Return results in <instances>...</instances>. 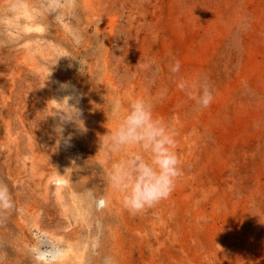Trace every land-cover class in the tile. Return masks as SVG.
<instances>
[{
	"label": "rangeland",
	"instance_id": "374dc122",
	"mask_svg": "<svg viewBox=\"0 0 264 264\" xmlns=\"http://www.w3.org/2000/svg\"><path fill=\"white\" fill-rule=\"evenodd\" d=\"M42 3L0 0V181L15 201L0 264H264V0ZM181 77L209 82V107ZM138 96L176 130L182 175L131 214L98 150L110 102ZM65 97L84 130L65 125L57 146Z\"/></svg>",
	"mask_w": 264,
	"mask_h": 264
},
{
	"label": "clouds",
	"instance_id": "9594fccd",
	"mask_svg": "<svg viewBox=\"0 0 264 264\" xmlns=\"http://www.w3.org/2000/svg\"><path fill=\"white\" fill-rule=\"evenodd\" d=\"M13 9L18 3L11 5ZM42 7L52 15H57L68 7L75 8V0H43ZM169 71L178 75L180 61L175 60ZM177 87L194 100L197 110L206 109L214 100L213 88L203 77L179 78ZM65 97L57 101L66 107L58 110L53 117H59L54 126L57 146L68 145L70 133L63 135L64 126L72 123L80 130L81 112ZM55 100V99H54ZM115 120V126L100 139L98 151L110 162L107 183L112 191L119 194L121 204L131 214L151 208L168 198L176 182L182 175V161L176 151V130L162 117L155 114L153 102L144 96L132 98L126 106L119 99L109 104L107 118ZM91 196V190L86 193ZM106 205L101 199L99 206ZM15 209V201L9 186L0 181V219H5ZM102 264H116L113 257L105 255Z\"/></svg>",
	"mask_w": 264,
	"mask_h": 264
}]
</instances>
